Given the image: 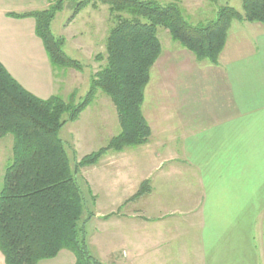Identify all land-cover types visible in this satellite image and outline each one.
I'll return each mask as SVG.
<instances>
[{"label": "crops", "instance_id": "obj_1", "mask_svg": "<svg viewBox=\"0 0 264 264\" xmlns=\"http://www.w3.org/2000/svg\"><path fill=\"white\" fill-rule=\"evenodd\" d=\"M7 12L0 61L37 96L59 94L35 19ZM155 66L151 139L101 161L102 263L264 264V23H232L216 63L171 49Z\"/></svg>", "mask_w": 264, "mask_h": 264}, {"label": "trees", "instance_id": "obj_2", "mask_svg": "<svg viewBox=\"0 0 264 264\" xmlns=\"http://www.w3.org/2000/svg\"><path fill=\"white\" fill-rule=\"evenodd\" d=\"M100 2L109 6L114 24L107 36L106 54L96 55L97 61L105 63L91 77V88L80 101L77 91L68 99L60 94L39 97L0 61V138L14 135L13 161L6 168L0 192V252L6 264H38L62 249L74 252L75 264H103L91 254L79 226L84 193L76 175L83 167L98 164L110 151L149 141L152 129L143 103L152 68L162 53L158 26L168 29L198 60L216 63L233 21L264 23V0H242L243 11L222 5L215 18L197 24L186 19L176 1L79 0L70 21ZM63 5L64 0H50L44 8L8 11L7 15L35 19V32L53 67L81 70L80 60L64 50V38L52 31V21ZM98 89L112 99L121 130L107 145L75 160L72 167L59 133L68 121L79 118ZM149 191L150 180L146 179L133 197Z\"/></svg>", "mask_w": 264, "mask_h": 264}, {"label": "rangeland", "instance_id": "obj_3", "mask_svg": "<svg viewBox=\"0 0 264 264\" xmlns=\"http://www.w3.org/2000/svg\"><path fill=\"white\" fill-rule=\"evenodd\" d=\"M78 1L64 0L63 9L57 12L52 21V31L56 36L64 38V50L66 53L82 63L81 70L53 67L54 75L64 78V82H60L62 89L59 94L68 99L73 91H77V101H80L91 88V77L105 63V60L97 61L96 55L98 53L106 54L107 36L114 21L111 17L109 6L101 2L98 3L97 7L88 6L70 21ZM156 1L161 3L168 1L178 2L183 8L186 19L193 24L215 18L218 9L222 5L229 4L239 11H243L242 0ZM49 3L50 0H0V14H5V10L24 12L36 8H44ZM238 21L240 20H235L233 23H238ZM158 36L162 43L161 54L167 53L171 49H178L186 53L187 48L174 40L168 29L158 26ZM154 66L151 76H153L155 70ZM64 118H67V115H64ZM120 130L121 126L117 110L112 99L104 91L98 89L92 103L80 114L76 121H68L60 130L59 135L64 142L73 167L75 160H79L84 155L107 145L110 139L118 134ZM13 144V133H7L0 138V192L3 187L6 168L13 161ZM174 144L181 145V143ZM157 148L159 152L163 149L160 144L157 145ZM141 149H144V146L137 145L126 148L127 151H139ZM102 159L96 165L83 167L79 174L76 175L84 193V211L79 226L86 238L91 254L101 262H103L104 213L109 208L105 205L103 198ZM147 210L149 211V209H146V212ZM123 212L125 213V207ZM2 257L4 259L3 254L0 252V264L3 263ZM74 261V252L69 249H62L54 258L41 260L38 264H74Z\"/></svg>", "mask_w": 264, "mask_h": 264}]
</instances>
